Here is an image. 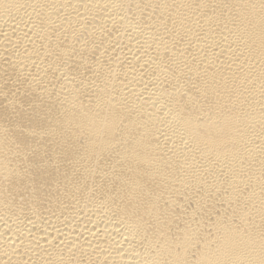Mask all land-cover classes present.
Listing matches in <instances>:
<instances>
[{
    "label": "bare ground",
    "instance_id": "6f19581e",
    "mask_svg": "<svg viewBox=\"0 0 264 264\" xmlns=\"http://www.w3.org/2000/svg\"><path fill=\"white\" fill-rule=\"evenodd\" d=\"M0 264H264V0H0Z\"/></svg>",
    "mask_w": 264,
    "mask_h": 264
}]
</instances>
